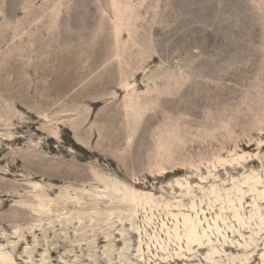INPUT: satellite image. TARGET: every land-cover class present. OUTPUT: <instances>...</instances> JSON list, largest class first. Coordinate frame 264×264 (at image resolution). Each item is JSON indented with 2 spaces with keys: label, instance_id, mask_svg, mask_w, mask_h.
<instances>
[{
  "label": "rangeland",
  "instance_id": "1",
  "mask_svg": "<svg viewBox=\"0 0 264 264\" xmlns=\"http://www.w3.org/2000/svg\"><path fill=\"white\" fill-rule=\"evenodd\" d=\"M74 126L96 152L75 148ZM0 146V215L21 199L1 206L8 181L21 194L31 181L68 184L31 178L27 168L3 173L26 152L65 163L75 154L87 170L93 164L95 172L150 192L159 206L137 210L139 231L125 221L128 209L103 219L109 201L91 221L78 222L71 207L59 211L65 218L53 210L40 222L46 233L35 228L36 245L28 224L14 223L25 240L13 250V227L0 219V245H9L17 264H165L161 247L185 248L172 237L177 221L169 213L178 212V202L182 213L192 202L203 209L206 227L227 190H248L245 176H258L264 188V0H0ZM90 182L87 190L98 185ZM263 197L256 201L264 215ZM251 200L248 192L236 202L241 228L231 207L221 211L224 238L210 234L215 263L193 243L191 254H172L167 264H240L245 251L231 242L249 236L245 263L264 264V225L248 219Z\"/></svg>",
  "mask_w": 264,
  "mask_h": 264
},
{
  "label": "bare ground",
  "instance_id": "2",
  "mask_svg": "<svg viewBox=\"0 0 264 264\" xmlns=\"http://www.w3.org/2000/svg\"><path fill=\"white\" fill-rule=\"evenodd\" d=\"M125 111L127 110L125 109ZM137 124L139 125L138 122H136V125ZM136 128L137 127H135L134 129ZM73 133H74L73 139L75 142V148L81 149V151L90 153V155H91V152H96V150H93L90 147L89 137L85 139L81 138L75 126L73 128ZM92 134L93 133H91V135ZM132 134L130 136H132ZM128 135H129V131H128ZM102 136H104V134ZM102 136H100L101 139H102ZM6 137L10 138L9 140L11 141H17L18 139H20V136L15 137V136H12L11 134L6 135ZM96 144H97V147L99 148L101 145V142L98 141ZM3 151H4L3 146H0V153H2ZM22 155H24L22 160H20L19 158H15V162L8 164V167H7L8 171H5L3 173L7 175H11V176H16L17 171H21L22 169L27 168L29 169L28 176H32L31 178L41 176L44 178H48V180L51 179L53 181H58V182L66 181L68 182V184L66 186H55L49 183L46 184V183H42L38 181H31V182H28L27 185H25V188H27L28 190L24 191V193L21 194L20 192L22 191V188L20 186L12 185V182H9V181L5 183L7 187L4 190L3 195L6 197H4V200L1 202V206H4L9 201L8 199L9 197H14L17 194H18V197H21V199L17 201V205L9 209L8 213H5V215H0V219L2 220L7 219V221L10 222L9 225L13 227V231H12L13 237L18 239L16 241H9L11 250L15 249L16 246L24 243L23 241L25 239L23 237L21 229L19 228L20 224H28L27 231L28 233H31L33 237L32 241L35 242V245L38 244L37 238L35 236V231H36L35 228L38 227V230H40L43 234H45L46 230H44V227L41 226L40 222L43 219H49L52 216H54L53 210H55V212L58 211V214L55 215L57 218H65L67 216L65 215L67 214V212L61 213L59 211L64 210V209L66 210L68 207H71V208H74L75 210L74 215H76L75 219H77L78 222L81 216L86 217L88 218L89 221H91L97 215L100 214L99 213L100 205L102 203H105L106 201L107 202L109 201L110 204L107 205V208L103 212V219H106V220L113 219L115 216H117L118 213L121 212L123 208H125V209H128V213L125 218V221L129 222L128 224L130 225V228L132 230L139 231L138 227H135L134 222H133V219L136 216L137 210L139 208H146V206H148L149 208H152V206L154 207L158 206L154 202L155 198L150 192L139 191L138 189L134 187L128 186L127 184L120 181L119 179L112 180L113 178L105 176L102 173L95 172L93 164L92 166H90L89 170H87L85 166L79 164V162L77 161L78 159L75 154L72 157L74 160L72 159L71 161H68L67 163L61 161L60 159L59 160L54 159V161L51 162L50 160H47L48 158H46V156L41 155V154H36V153L30 154L26 152L25 154H22ZM241 157L242 155L237 156V158H241ZM237 158H233V160H236ZM125 159H126V156H125ZM128 161L130 162V160ZM160 161L162 160L160 159ZM223 161L227 162V160H223ZM37 162H41L43 165V169L40 167L41 165H39L40 169H42L41 172H38V170L35 169L34 167L36 164H38ZM117 164L119 166L121 165L120 163H117ZM158 173L160 174V172ZM93 180L95 181L94 183H98V185L92 186L90 189L87 190L86 182H89V184H92V182L90 181H93ZM243 183H245V185L248 187L247 188L248 190L246 192L241 190V188L238 187L237 185H234L231 189L227 190L225 194V198L222 200L224 203V206L219 207V210L216 213V217H215L216 219L213 220V225L207 222L206 227H200V225L202 224H201V220L198 217V215H199V212L200 213L203 212V209L197 210L196 204L192 202L189 205L186 212L182 213L180 212L181 203L178 202V204L175 205V208H177L178 212L169 213L177 221L176 224L174 225V232H173L172 237H174V239L176 238L177 240L184 239L185 248H183L184 250H182V247L179 245L178 249H175V252L171 253L169 249H165L161 247V251L163 252L162 256H160L161 261L167 264L169 258L172 257L171 256L172 254H175L178 257L177 259H180V257H182L186 253L191 254L192 244L195 243L197 244L198 247H203V249L207 251L206 260L212 263H215V261L213 260L215 258L214 255L218 254L219 250L214 247V244H213L214 241L210 237L211 230H215L220 236L224 238L223 232L221 231V228L218 226L216 220L221 217V211L229 207H231L230 209L233 210L232 217L237 222L239 228H241L246 223L245 220L239 216V211H238L239 207H237L236 202L241 203L244 196L248 194V192H250V195L252 196V200L250 203V206L252 208V213L249 215L248 219L249 220L254 219V221L258 219V222L255 221V223L259 227L264 225V215L259 210V207L256 201V197L259 198L260 196H264V188L263 187L260 188V186H257L258 176L256 175L245 176ZM177 184L179 186L181 185L178 182ZM55 190H58V194L52 197L51 195L53 194ZM70 190H72L73 192H70ZM189 191L190 190L188 189L187 193H189ZM210 193H212V190L210 191ZM216 197H218V195H216ZM262 199H264V197ZM62 214L65 215V217L64 216L61 217ZM178 216H181V220L177 219ZM36 221L38 223H35ZM17 222H19V225L18 224L14 225V223H17ZM50 222L51 221H48V223ZM60 222L61 221H59V223ZM178 223H180L183 228V234H180L178 232L179 230L177 226ZM165 226H166L165 223L162 221V227L165 228ZM33 228L34 230H32ZM228 229L230 230L231 226H228ZM238 233L240 236H242L240 230H238ZM44 239L46 240V237H44ZM249 239L252 240V237L249 236ZM218 241L219 240L217 239V242ZM239 241L240 240H237L236 242H231V243L232 244L237 243L235 247H239L241 250L245 251V253H243L242 255L243 258L240 260V264H246L245 262L248 260L247 255L250 252V251H247L250 245V241L245 240L243 244ZM141 242H142V239L141 237H139L138 238L139 245H138L137 251L140 250ZM25 243H27V241ZM7 247H3L0 245V264H17L11 252L6 251ZM49 250L50 249L48 247L45 249V251H48V252ZM24 251L28 255H30L31 253V250L27 247H25ZM261 257L264 263V256L262 255ZM156 264H160V263H156Z\"/></svg>",
  "mask_w": 264,
  "mask_h": 264
}]
</instances>
